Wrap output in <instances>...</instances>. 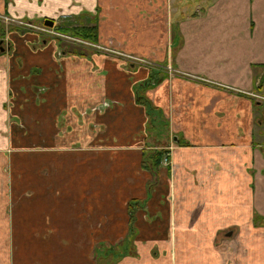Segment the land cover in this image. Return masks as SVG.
Segmentation results:
<instances>
[{
  "label": "crops",
  "instance_id": "obj_1",
  "mask_svg": "<svg viewBox=\"0 0 264 264\" xmlns=\"http://www.w3.org/2000/svg\"><path fill=\"white\" fill-rule=\"evenodd\" d=\"M0 13L96 18L98 42L127 59L10 34L0 264H95L97 243L131 237L144 264H264V0H0ZM152 74L150 115L134 89ZM169 145V164L142 168L143 151Z\"/></svg>",
  "mask_w": 264,
  "mask_h": 264
},
{
  "label": "flooded vegetation",
  "instance_id": "obj_2",
  "mask_svg": "<svg viewBox=\"0 0 264 264\" xmlns=\"http://www.w3.org/2000/svg\"><path fill=\"white\" fill-rule=\"evenodd\" d=\"M0 15H2L3 17H6L8 19V20H4V19L0 18V23L1 24L2 23L6 24V28L7 29L4 28L3 31L2 30L1 31L3 33H6L7 35L9 34V37H10V34L14 33L13 29L22 30L19 27H16L18 24H20V25H22V24L24 25L25 24L28 27V31L23 29L24 30V31H22L23 33H25L26 35H29V34L36 35V41H39L40 44H42L43 42H47L48 41V39H45V38H49V40L54 41L57 44L58 48L62 50L63 54H69L70 53V52H67V49H63L64 45L67 44L66 48H69L70 46H73V45H79V46H84V47L85 46L86 47H90L95 52L104 53V54H112V55H115L116 57H118L121 60H126L127 61V59H124L123 54L121 52L115 51L114 49H112L108 45L99 43L98 39L95 42H92V41L80 38L78 36H74V35H72L70 33H65V32L61 31L59 29L60 25L71 26L69 24H66L65 22H59V21L55 22L54 19L43 18L39 23L34 24L32 22L23 21L21 19L6 15L4 13H0ZM66 18L67 17H63L62 20H65ZM45 19H51L53 21L52 26L44 25V20ZM10 27H14V28L10 29ZM49 31H52L54 33L51 34ZM42 35L45 38L44 37L41 38ZM9 37H8V39H9ZM0 40L2 41V40H4V38H0ZM7 47L9 49L8 51H10L11 50L10 42L7 45ZM3 50H4V47H0V51H3ZM134 60L135 61H132V62H137L138 64L147 65L148 67L161 68V69H164L166 71V67L169 66L172 69V67L170 65L162 66V65H159V64H157V63H155L153 61H149V60L142 59V58H138V59L134 58ZM128 61H130V60H128ZM167 73L168 74H172V73H174V70L172 69L171 71H168ZM256 98H258L259 100H263L264 101V97H262V96H257ZM110 104L111 103L109 101L108 102L104 101L103 103H101V105H96L94 107H90L89 109H85L83 115L90 114L92 112H96V111H100V110L103 111L104 109L109 107ZM156 148L160 149L162 147H155L154 149H156ZM163 148L166 149V153L164 154L161 162H163V159H164L165 156H168L167 157L168 158V163L167 164H169V155H170V152H171L173 146L169 145V146L163 147ZM230 235H232V232H230ZM227 237H228V235H227Z\"/></svg>",
  "mask_w": 264,
  "mask_h": 264
},
{
  "label": "trees",
  "instance_id": "obj_3",
  "mask_svg": "<svg viewBox=\"0 0 264 264\" xmlns=\"http://www.w3.org/2000/svg\"><path fill=\"white\" fill-rule=\"evenodd\" d=\"M14 27H10L13 29ZM59 29L65 33H70L74 36H78L80 38L95 42L97 40V26H96V18L91 19V23L89 25L84 26H68V25H60ZM1 31V29H0ZM77 51L75 46H70L69 51L67 52H75ZM161 77L156 75H151L146 81L135 86V101L146 109L147 113L152 115L153 105L150 100L145 96V91L155 84L159 82ZM264 82V73L260 79V85ZM142 160L141 166L143 169L151 171L153 174L156 173V169L160 165L164 154L166 153V149L163 147L160 149H149L148 151L142 152ZM154 183V182H153ZM152 183V184H153ZM138 203L136 199H132L128 202V212L130 217V229L133 228L134 222V207ZM110 249L106 251L109 253Z\"/></svg>",
  "mask_w": 264,
  "mask_h": 264
},
{
  "label": "rangeland",
  "instance_id": "obj_4",
  "mask_svg": "<svg viewBox=\"0 0 264 264\" xmlns=\"http://www.w3.org/2000/svg\"><path fill=\"white\" fill-rule=\"evenodd\" d=\"M188 12H190V11H188ZM188 12H187V15H190V13H188ZM16 27H19L22 30L13 29L14 34H12V35L14 36V38L17 37L20 40V42L23 41L24 43L34 44L33 43L34 41L27 38V35L22 32L24 30L28 31V27L25 24L24 25L18 24ZM4 28H6V24L0 23V29L3 31ZM2 31H0V38H4V40H2V41L0 40V47H4V50L0 51V54L1 53L10 54L11 51H8L9 49L7 47V45L9 44V39H8L9 34L7 35L6 33H3ZM50 33L52 34L53 32L51 31ZM43 37L44 36L42 35L41 38H43ZM45 39L49 40V38H45ZM38 43H39V41H38ZM166 71L168 72L167 69H166ZM174 74H177V72L174 71ZM4 165L2 164V167H1V170L3 172V174H2L3 185H4L5 180H6L5 174L9 173L8 172L9 168H7V165H5V166ZM106 248L107 247H106L105 243H97L95 245V248L93 250V255H94L93 258L95 260V264H119L120 262H123V263L125 262V264H128L127 261H125L126 259H129V260L132 259V260L141 262V264H144L143 261H144V259H146L144 256L145 254L143 252L142 246L136 244L133 241L132 237L130 238V240L125 239V240L119 241L117 243H114L113 245H110L109 253H106V251L108 250ZM152 258H156V257L152 256ZM154 264H165L164 258L163 257L159 258L157 262H154Z\"/></svg>",
  "mask_w": 264,
  "mask_h": 264
},
{
  "label": "built area",
  "instance_id": "obj_5",
  "mask_svg": "<svg viewBox=\"0 0 264 264\" xmlns=\"http://www.w3.org/2000/svg\"><path fill=\"white\" fill-rule=\"evenodd\" d=\"M0 18H2V19H4V20H8L6 17H3L2 15H0ZM49 32H51V31H49ZM54 33V32H53ZM136 59H138V58H136ZM166 69L168 70V71H171L172 69L168 66V67H166ZM168 155V154H167ZM168 156H165L164 157V159H163V162L165 163V164H167L168 163V158H167Z\"/></svg>",
  "mask_w": 264,
  "mask_h": 264
},
{
  "label": "water",
  "instance_id": "obj_6",
  "mask_svg": "<svg viewBox=\"0 0 264 264\" xmlns=\"http://www.w3.org/2000/svg\"><path fill=\"white\" fill-rule=\"evenodd\" d=\"M52 24H53V21L51 19H45L44 20V25L52 26ZM227 235H230V233H228Z\"/></svg>",
  "mask_w": 264,
  "mask_h": 264
}]
</instances>
